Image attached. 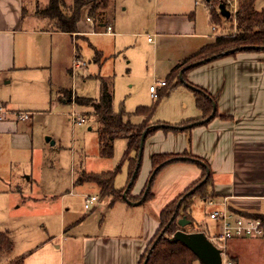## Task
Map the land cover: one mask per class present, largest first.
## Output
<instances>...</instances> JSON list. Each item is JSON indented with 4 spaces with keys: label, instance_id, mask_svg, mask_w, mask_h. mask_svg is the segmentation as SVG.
<instances>
[{
    "label": "rangeland",
    "instance_id": "obj_1",
    "mask_svg": "<svg viewBox=\"0 0 264 264\" xmlns=\"http://www.w3.org/2000/svg\"><path fill=\"white\" fill-rule=\"evenodd\" d=\"M38 1L46 4V0ZM113 1L117 8L116 24L125 27L126 34L123 37H113L105 31L85 38L81 35L76 36L78 59L84 63V66L81 69H73V72V59L69 60L66 55V43L57 37L52 41L55 48L51 64H47L48 68L43 71H34L39 73H32L43 78V98L31 102L27 99L21 100L14 95L16 105L35 104L32 109L36 110L37 114L31 120L28 129L26 142L30 147L26 151L18 150L17 143L11 138L5 137L0 141V166L5 178L4 182H0V232L9 233L13 242L12 257L22 255L38 243L50 240V237L60 233L64 234L65 238L90 234L113 237L115 240L137 239L136 237L142 234L140 217L137 214L144 217L145 212H148L146 216L150 215V218L156 222L154 212L163 204V201L156 204V200L163 198L169 180L171 182L180 178L181 174L168 170L160 172V170L150 186L151 199L137 207H128V203L123 200L111 203L112 199L102 197L95 185L76 183L75 179L83 171L100 173L118 169L114 188L126 190L131 161L124 155L127 150L125 139L113 141L112 156L102 158L98 146L99 124L91 109L58 100V91H71L73 96L79 98L98 99L100 81L104 80L111 84L113 111L128 114L126 119L132 125L142 124L143 117L135 114L138 107H155L150 121L145 122L147 127L178 125L186 120L190 113L195 112L193 92L184 85H178L171 89L168 95H160L159 98L152 99L149 87L156 82L167 80L168 73L177 63L178 49L188 46L189 41L155 37L152 30L154 10L156 8L160 16L195 13L197 33L219 36L229 33L233 24L220 16L218 4L224 3L232 16V9L237 5L238 0H217L209 6L205 0H197L198 5L195 0ZM64 3L69 11L73 0H64ZM210 6L219 15L217 24L209 22ZM263 6V1L256 0L258 9ZM213 25L216 32L211 30ZM113 30L117 33V29L113 27ZM147 36L151 39L150 43ZM199 41L203 46L211 42L207 38ZM46 44L50 46L49 37L46 39ZM95 51L101 53L102 57L99 61L96 60ZM46 57L49 59V55ZM67 69L68 71L71 69L70 74ZM23 74L25 73H16L15 77L21 80ZM50 89H52L51 94ZM159 89L161 90L159 93H162V88ZM60 95L61 99L66 100L65 94L62 97L60 92ZM10 96L11 93L6 89L0 90V101L8 102ZM72 114L84 116L86 122L82 125L73 123ZM158 134L162 136L158 131L145 140L139 172L129 192L131 197H139L149 181L150 157L162 144V141L157 139ZM133 156V153L129 154V158ZM13 161L25 163L23 166H16L17 169L24 170L25 182L21 183V193L14 190L16 189L14 186L18 185L13 183L14 177L11 178L12 180L7 178L11 166L15 164ZM17 169L12 170V173L15 174ZM203 188L205 187L196 192L192 198L189 211L192 210L194 222L193 226L186 225L184 228L188 233L194 229L203 234L214 232V223L208 218L209 207L201 199ZM86 196L97 198L89 210L84 209ZM169 202L170 200L165 202V205ZM157 220L159 224V218ZM163 234V230L157 229L152 238L157 239ZM228 246L227 258L228 256L236 258V254ZM250 249L246 246L239 250L241 264H264V250L257 249L256 254ZM5 258L0 254V264H4ZM16 259H12L8 264H19ZM66 259L67 257L64 256L65 262ZM193 264L200 262L196 261Z\"/></svg>",
    "mask_w": 264,
    "mask_h": 264
},
{
    "label": "crops",
    "instance_id": "obj_2",
    "mask_svg": "<svg viewBox=\"0 0 264 264\" xmlns=\"http://www.w3.org/2000/svg\"><path fill=\"white\" fill-rule=\"evenodd\" d=\"M48 1L43 4L38 0H0V90L4 88L11 93L9 101H0V104L11 112L31 114L30 121H16L10 117L0 122V141L5 137L11 138L17 143L16 148L20 151H26L30 147L26 139L31 120L37 111L32 109L35 104L16 105L14 95L21 100L27 99L31 102L43 98V78L32 73H39L34 71H43L48 68L47 64H51L55 48L52 41L58 37L65 42L66 55L69 60L74 61L75 57H78L76 36L81 35L85 38L103 31L106 33L107 27L111 28L107 33L110 36L123 37L126 34L125 27L116 24L115 2L112 7L113 17L107 27L101 26L102 28L94 31L92 21L90 19L88 21L84 15L78 22L77 33L67 34L58 32L54 29L51 20L37 14V11L44 8ZM195 3L198 5L197 0ZM154 12L152 30L155 37L189 41L188 46L178 49L177 63L203 47L199 40L204 41L207 38L212 41L217 37L197 33L195 13L160 16L156 8ZM113 27L117 29V33L114 32ZM211 30L216 32L215 25ZM47 37L50 38L49 47L46 44ZM98 54V57H102L101 53ZM46 55H49V59L45 58ZM16 73L25 74L20 80L15 77ZM68 73H71V69ZM185 78L190 84L205 90L214 99L215 113L208 122L193 127L189 125L190 127L185 130L170 132L158 130L162 136L158 134L157 139L161 140L162 144L152 155L188 153L202 160L210 171L209 183L202 190V193L206 194L205 198H201L202 201L212 199L217 203L226 202L228 210L232 213L259 216L264 222V54L237 53L202 63L188 70ZM162 90H165V87ZM159 91L161 92L160 89L158 93ZM60 92L62 91H58V100L67 103L65 99L60 98ZM51 93L52 89H50ZM194 107L195 112L190 113L189 117L179 124L203 116L196 105ZM13 162L15 164L11 166L10 176L8 175L7 178L12 180L11 178L14 177L13 183H18L14 186L16 188L14 190L21 193V183L25 182L24 170L17 169L16 166H23L25 163ZM166 167L160 172L172 171L181 174L180 178L171 182L169 180L163 198L156 200V204L163 201L154 212L156 222L150 218V215L146 216L148 212H145L144 217L137 214L140 217V233H142L136 237L137 239L115 240L113 237L90 234L65 238L64 234L60 233L50 237L54 240L38 243L22 255L12 257V249L1 253L6 257L3 260L4 264L15 258H23L22 264H139L148 243L158 229L157 218L166 206L165 202L170 200L171 203L184 194L202 178L203 174L201 167L192 161H178ZM16 169V173L13 174L12 170ZM3 176L0 166V182H4ZM152 204L154 205V201ZM127 206L137 207L129 204ZM189 210L187 214L193 224L192 210ZM198 231L194 229L192 232ZM230 242L228 247L236 254L238 264H241L238 255L241 248L248 246L252 249V253L256 254L257 249L264 250V237ZM64 256L67 257L66 262Z\"/></svg>",
    "mask_w": 264,
    "mask_h": 264
},
{
    "label": "trees",
    "instance_id": "obj_3",
    "mask_svg": "<svg viewBox=\"0 0 264 264\" xmlns=\"http://www.w3.org/2000/svg\"><path fill=\"white\" fill-rule=\"evenodd\" d=\"M205 1L207 6H209V4L216 2L217 0ZM261 1L264 2V0ZM113 4V0H73L72 8L68 11L64 0H49L48 4L44 8L37 11V14L51 20L53 22L54 29L58 32L74 34L77 33L78 22L84 15L92 21L94 31L102 27H107V25L111 22V17H113ZM221 4H218V10ZM209 17V22L211 24L219 23V15L211 8V6ZM227 21L233 24L231 31L215 37L209 44L188 55L172 67L167 75V80L165 81V90H163L162 93H158V98L160 95H168L167 93L171 89H174L179 84H182L180 81V78H182L183 82L194 87L192 92L195 98V105L203 115L199 119L197 118L195 120L184 121L174 127L168 126L156 129L154 128L155 125L150 127L145 126V122L147 120L148 122L150 121V117L155 111V107H138L135 110V114L143 117V121L141 125H132L130 121L126 119L128 114H125L122 111L119 113H115L113 111V93L111 90V84L105 82L104 80L100 81L98 99L79 98L73 96L71 91H62V95H66L67 103H73L76 106L91 109V113L94 115L99 124L98 146L99 154L102 158H110L112 156L113 141L117 139H125L127 141V150L124 155L131 162L129 164V181L126 190H117L114 188V180L118 173V169L100 173L81 172L75 179V182L78 184L90 183L95 185L102 197H109L112 199L111 203L118 200L132 203L141 200V204L145 203L152 197L150 186L156 174L161 169L172 163L184 160L192 161L202 169V178L193 184L183 194V196L180 195L177 197V202L175 199L161 210L159 214L158 229L163 230L164 234L157 239L155 237L150 240L144 254L140 258L139 264H144L145 260L146 264H193L197 261V258L187 248H185L181 243L173 241L172 236L178 230L187 232L184 228L181 229L178 227L177 220L182 217L190 220L187 211L192 204V196H194L196 192L200 191L202 187H205L210 180L208 165L188 153L182 155L153 154L151 156L149 181L144 187L141 195L139 197L137 196L138 198H134L129 195V192L136 180L141 164V158L139 159L138 153L141 136L144 131H148L146 135V138H148L158 130H162L164 132L177 131L179 130L177 129L178 127H183L185 130L189 128V125H191V127L196 126L199 122L211 116L213 105H215L214 99L202 88L190 84L185 78L186 72L198 65H201L202 62L207 59L211 62L222 58V54L231 50H236V52L228 56H233L237 53L264 54V51L239 50L244 47L264 48V6L261 9H258L256 7V0H238L235 13L230 16ZM98 56L99 54L96 52L97 61L100 60V57ZM130 153H133L134 155L131 158H129ZM207 172L208 177L206 182L198 187L192 195L185 196L190 189L195 187L206 177ZM124 192L125 197H123ZM205 195L206 194L204 193L201 197L205 198ZM178 201H181L179 207H177ZM172 218L174 219L172 220ZM190 225H192V222ZM11 248L12 241L9 237V233L7 231L0 232V254L11 250ZM16 261H18L19 264H22L23 258H17ZM228 262L230 264H238L237 258L229 256Z\"/></svg>",
    "mask_w": 264,
    "mask_h": 264
},
{
    "label": "built area",
    "instance_id": "obj_4",
    "mask_svg": "<svg viewBox=\"0 0 264 264\" xmlns=\"http://www.w3.org/2000/svg\"><path fill=\"white\" fill-rule=\"evenodd\" d=\"M235 13L236 5L232 9ZM231 13V12H230ZM89 21V19H88ZM111 28H106V33ZM151 41L150 38H148ZM84 63H81L78 57H75L72 65L73 69H81ZM165 82H156L149 87V94L152 99L158 98V89L163 88ZM159 87V88H157ZM13 117L16 121H28L31 118L29 112H11L0 104V122ZM73 123L82 125L86 122L84 116L72 114ZM97 201L95 196H86L84 199V209L89 210L90 206ZM204 203L209 207L208 218L214 223V232L207 233L205 236L209 242L221 252L222 264H230L226 255L228 243L233 240L260 239L264 237V222L259 216L237 215L228 210L226 202L217 203L212 199H207Z\"/></svg>",
    "mask_w": 264,
    "mask_h": 264
},
{
    "label": "water",
    "instance_id": "obj_5",
    "mask_svg": "<svg viewBox=\"0 0 264 264\" xmlns=\"http://www.w3.org/2000/svg\"><path fill=\"white\" fill-rule=\"evenodd\" d=\"M219 10H220L221 16L224 19L228 20L230 18L231 13L228 9H226V6L224 4L220 5ZM239 50L240 51H242V50L264 51V48L244 47V48H241ZM235 52H236V50H231L229 52H225L224 54H222V56L223 57L228 56V55L233 54ZM207 62H209V59L203 61L202 63H207ZM180 81L188 89L194 90V87L183 82L182 78H180ZM214 113H215V105H213V111L211 113V116L206 118L204 121L199 122V124H203L205 122H208L212 118ZM161 127H168V126H165V125L164 126L163 125L154 126V128H156V129L161 128ZM177 129H184V128L178 127ZM147 133H148V131H144L142 133V136H141V142H140L139 153H138L139 159L141 158V155H142L144 142H145ZM51 144H53V143H51ZM207 177H208V172H207L206 177L199 184H197L193 190L188 191L185 194V196L192 195L193 192L198 187H200L201 185H203L206 182ZM123 197H125V192L123 193ZM127 203L129 205L138 206L141 204V200L134 202V203L127 201ZM180 204H181V201H179L177 203V207H179ZM173 219L174 218H172V220ZM190 224H191V221L187 220L185 217H182V218L177 220V225L181 229L185 228L186 225H190ZM172 239H173V241L181 243L185 248H187L197 258V261H199L200 264H222L221 252L209 242V240L207 239L205 234H203L201 231L188 233V232H184L182 230H178L177 232H175L173 234ZM144 264H146V260L144 261Z\"/></svg>",
    "mask_w": 264,
    "mask_h": 264
}]
</instances>
